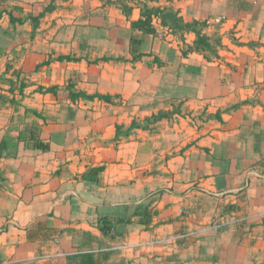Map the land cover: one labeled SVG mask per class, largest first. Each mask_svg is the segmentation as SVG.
Wrapping results in <instances>:
<instances>
[{
	"label": "crops",
	"instance_id": "1",
	"mask_svg": "<svg viewBox=\"0 0 264 264\" xmlns=\"http://www.w3.org/2000/svg\"><path fill=\"white\" fill-rule=\"evenodd\" d=\"M101 255L264 264V0H0V264Z\"/></svg>",
	"mask_w": 264,
	"mask_h": 264
},
{
	"label": "trees",
	"instance_id": "2",
	"mask_svg": "<svg viewBox=\"0 0 264 264\" xmlns=\"http://www.w3.org/2000/svg\"><path fill=\"white\" fill-rule=\"evenodd\" d=\"M158 17L161 26L168 28L173 33L182 36L184 33L192 31L196 33L197 40L195 46L189 49V53H200L206 56L209 60L217 58V50L221 47V40L217 35L209 36L205 32L206 25L199 23L185 24L177 14L172 10L161 9H144L142 12V20L134 24V29L143 32L144 34H155V29L152 26V18ZM140 41L133 40V48L139 46ZM187 54V52L185 53ZM37 148L43 151L48 150L46 145L37 143ZM102 171V168L97 169L96 173ZM148 214H145L147 216ZM111 228V224L107 221L103 222L102 230L106 233ZM106 260L105 256L101 255L97 259L92 256H84L80 261H77L76 257L71 259V264H102Z\"/></svg>",
	"mask_w": 264,
	"mask_h": 264
},
{
	"label": "built area",
	"instance_id": "3",
	"mask_svg": "<svg viewBox=\"0 0 264 264\" xmlns=\"http://www.w3.org/2000/svg\"><path fill=\"white\" fill-rule=\"evenodd\" d=\"M248 217L246 216H240V215H236V216H231L229 219L225 220V221H218L217 223H215V225H213V228L215 230H222L228 227H244L245 225H247L248 223ZM190 234L188 235H184V236H180L179 239L180 240H185V238L189 237ZM45 258H48L47 256Z\"/></svg>",
	"mask_w": 264,
	"mask_h": 264
}]
</instances>
